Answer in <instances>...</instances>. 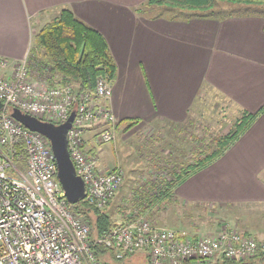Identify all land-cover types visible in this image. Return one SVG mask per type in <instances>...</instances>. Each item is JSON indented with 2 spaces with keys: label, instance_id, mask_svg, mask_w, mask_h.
<instances>
[{
  "label": "crops",
  "instance_id": "0c3cea01",
  "mask_svg": "<svg viewBox=\"0 0 264 264\" xmlns=\"http://www.w3.org/2000/svg\"><path fill=\"white\" fill-rule=\"evenodd\" d=\"M145 1L0 0V57L12 63L25 59L32 45L31 27H41L32 25L33 18L39 21L47 15L54 17L59 9L67 7L107 40L117 69L106 102L117 121L138 119L134 132L124 142L142 143L140 131L155 127L156 132L166 133L167 140L187 149L193 140L198 141L196 134L201 137L208 128L201 125L203 95H213L215 104L219 102L217 98L224 103L226 116L220 119H233L232 123H224L225 135L245 112L262 108L219 156L187 175L172 189L170 200L147 214L157 212L158 220L160 213L168 214L167 204L174 201L182 208L205 205L204 202L215 208L218 204L225 220L260 240L264 238V17L245 12L230 14L226 9L231 5L226 4L217 9L215 16L186 18L180 10H172V15L158 14L159 8L145 10ZM215 122L208 125L212 132H220L216 125L223 122ZM94 131L91 128L84 134L87 150L92 147ZM221 137L205 133V140L213 143L212 149H216ZM151 140L152 148L165 150L156 138ZM175 149L179 148L172 150ZM96 153L100 169L119 166L112 155L107 156L104 145ZM154 155L146 158V167L159 166L155 162L161 158L155 152ZM174 156L180 158L177 152ZM137 157L136 168H142L143 156L138 153ZM172 158L168 160H174L173 155ZM187 160L194 163L195 153L189 154ZM189 220H185L189 225L179 224L188 229H176L199 235L202 228Z\"/></svg>",
  "mask_w": 264,
  "mask_h": 264
},
{
  "label": "built area",
  "instance_id": "2783aa9c",
  "mask_svg": "<svg viewBox=\"0 0 264 264\" xmlns=\"http://www.w3.org/2000/svg\"><path fill=\"white\" fill-rule=\"evenodd\" d=\"M8 62L0 57V264H97L89 225L71 209L64 195L48 139L14 119L11 111L19 108L53 123L63 122L75 111L67 132L69 154L76 174L87 186L84 199L97 208L105 207L123 180L122 171L100 169L97 154L84 151L83 135L93 124L115 123L106 104L111 93L108 78L98 77L92 92L73 96L70 83L39 90L32 82L46 83L48 69L39 74L26 59L17 61L13 73L4 76ZM112 138L113 128L108 127L100 132L98 141ZM95 242L113 246L117 257L143 251L148 264H181L217 256L246 259L258 248L264 251V240L258 245L252 236L234 228L192 237L185 231L158 227L143 214L105 232Z\"/></svg>",
  "mask_w": 264,
  "mask_h": 264
},
{
  "label": "trees",
  "instance_id": "16d2710c",
  "mask_svg": "<svg viewBox=\"0 0 264 264\" xmlns=\"http://www.w3.org/2000/svg\"><path fill=\"white\" fill-rule=\"evenodd\" d=\"M221 2L234 4L236 7L233 9H239L241 5H245L243 12L264 17V0H146L142 8L169 5L173 8L180 7L186 10L183 14L186 18L206 17L215 16L217 14L216 6ZM233 9L227 11L231 14ZM175 10L177 12V9ZM29 53L33 57L29 58V61H32L29 65L33 71L36 69V72L43 74L48 69L47 74L50 78L58 73L63 77L61 84H75L78 93L92 92L98 77L106 76L112 80L116 74V63L106 38L99 30L79 19L67 7H62L57 16L34 32ZM261 110L262 108L254 113L245 112L242 117L235 121L233 129L217 141L216 149L203 153L199 158L196 157L194 163H188L179 168L174 167L173 175L168 181H162L161 185L149 183L145 193L136 199V203L133 202L137 212L128 217L126 222L134 220L139 214L147 215L163 202L170 200V193L177 184L187 175L204 167L219 156L250 125ZM123 122H127L126 128H128L135 125L138 119L125 118L117 121V124ZM108 127H113V125H109L108 122H99L87 128V130L95 129L91 138L92 147L87 150L85 145L83 146L87 154H97V148L103 144L98 141L99 134ZM112 198L107 205L110 204ZM70 207L89 225V238L93 242L91 249L97 264H108L106 257L123 261L125 259L130 260L132 256L137 255L138 251H134L117 257L116 249L113 246L95 242L100 235L121 224L116 222L104 207L97 208L85 199L70 204ZM263 256V253H258L251 259L243 260L220 257L215 264H254L257 257L262 258ZM144 257L148 264L147 257L145 255ZM205 261V259L192 258L183 261L181 264H208Z\"/></svg>",
  "mask_w": 264,
  "mask_h": 264
},
{
  "label": "rangeland",
  "instance_id": "374dc122",
  "mask_svg": "<svg viewBox=\"0 0 264 264\" xmlns=\"http://www.w3.org/2000/svg\"><path fill=\"white\" fill-rule=\"evenodd\" d=\"M226 4H228V3L221 2L219 5L216 6L217 7L216 9L220 10V7H222L223 5H226ZM229 5H231V7H229L226 10L233 9L234 7H236L234 4H231V3H229ZM244 7H245V5H241L239 9H237V8L233 9L232 14H237L238 12H243ZM156 8H159V10H160V12H158V14H164L167 12V14L172 15V13H173L172 10H175V9H177V11L180 10L181 12H184V10L180 7L173 8L169 5H156V6H151V7H144L145 10H154ZM59 11H60V9L58 10V13H59ZM58 13L56 14V16L58 15ZM175 17H180V16H175ZM52 18H53L52 15H47L46 17H40L39 21H36L33 18L32 21L34 23L32 24V22H31V24L36 25L39 28L40 25L41 26L44 25L45 23H47ZM35 29L37 30V28H35L34 26L31 27L32 33H34L36 31ZM29 58H33V57L30 53H27L25 59L27 61L28 66L30 67L29 64H31L32 61H29ZM14 64L16 65V62L15 63L8 62L7 68L5 67V71H3L4 76L9 77L13 73L14 69H13L12 65H14ZM31 80H34V79H31ZM62 81H63L62 75L57 73L52 78H50L49 80H46V83L43 81L32 82V83L39 90H43V89L49 88L50 86L51 87L56 86V85L60 86L59 84H61ZM111 81L112 80L108 79L110 86H111ZM63 85H66V84H63ZM70 85H71L70 86L71 92L73 93V96H75V93H77V90L75 89V84H70ZM110 95H111V93H110ZM203 97H204L203 109H202L203 110V114H202L203 120L201 121V125L203 128H205V127H208V128L206 129L205 132L202 131L201 137H199L196 134V139H198V141L193 140V142H192L193 145L189 143V147L186 146L187 149H184L183 145L181 143L180 144L179 143L174 144L175 142H172L169 139L167 140V137L165 135L166 133L165 132L160 133V130H159V133L156 132L155 127H154L155 129L149 127V129L147 131H146V129L143 130L142 132L140 131L139 136L142 137V140H143L142 143L141 142H134L131 140L128 142H124L123 139L130 138L132 132H134L135 127H133L134 126L133 125V126L126 128L127 122L117 124V119H116L115 115L113 114L115 117V123L112 127L113 128V138L111 139L110 142H102L103 143L102 145H104L106 150H107V156L109 154L112 155L114 163H116V162L119 163V166L111 168V169L107 168V170H113L116 168L122 169L121 171H122V175H123V180L121 181L119 188L115 192L114 197L112 198L110 204H108V205H106V207H104L106 212L116 222L123 223V224L127 223L126 219L128 217H131V215L134 212H137V208L133 204V202L135 201L134 203H136V199L145 193L146 189L148 188L147 185L149 183L161 185L162 181H164V180L168 181L172 177V175H173L172 170L174 169V167L179 168L181 166L188 164L186 162H189V160H187L189 157V154L194 152L195 157L199 158L200 155H203V153L212 149L213 143L210 144V142L208 140H205V133H207L208 135H211V137H216L218 134H219V136H225L227 126H225L224 123H226V121H229L231 119H226L225 121L223 119H220V117H222L223 115L226 116L224 114L225 110H223V106H222V105H224V103H222L219 100V98H217L219 102L217 104H215L213 102V100L215 99L213 95H208V96L203 95ZM209 97H212V98H209ZM90 98L91 99L93 98L92 94H91ZM108 99L109 98H107L106 101ZM106 104H107V102H106ZM107 106H109V105L107 104ZM210 107H212L213 109L210 110L209 109ZM109 108H110V106H109ZM215 120H217L218 122H223L219 125L218 124L216 125L217 131H220V132H212L213 131L212 128H210V126L208 125V124L214 125L216 123ZM232 122H233V119H232V121H229L228 123H232ZM223 126H224V128H223ZM88 127H90V126H88ZM222 128H223V131H222ZM86 131H87V129L85 130V132ZM85 132H84V134H85ZM83 138H84V142H83V146H84L85 145L84 135H83ZM151 138H156L159 141L158 145H160V147H162V148L164 147L165 150H161V149L155 148V147L152 148L153 141L151 140ZM167 141H170V142L165 143ZM170 144H173L174 148L178 147L179 149H175V150H179V152L172 150L174 148H171L172 145H170ZM194 145L196 148H194ZM197 147H198V149H197ZM166 151H168L167 152L168 155L165 154ZM154 152H155V154H158L161 158L158 161L156 160L155 164H157V165L159 164V166H157L155 169L151 168L150 165H149V167H146V162H148V160L146 158L147 157H150V158L154 157L155 156ZM175 152H177L180 155V158L178 160H177L176 156H174ZM138 153H141L143 156V158H141V162L144 159L143 160L144 166L142 168H140V167L136 168L137 166L135 163H136V161H138V157H137ZM172 155L174 157V160H168L169 158L173 159ZM167 156H169L168 159L166 158ZM111 161H112V159H111ZM184 161H185V163H182ZM97 164H98V162H97ZM140 165L142 166V164H140ZM109 167H112V162H109ZM175 204H176L175 201H174V203L169 202V204H167L168 214H165V213L161 214L160 213L158 215V217H159L158 220H156V213L157 212H155L151 215H146V217L151 219L153 224L157 225L158 227L160 226L162 228H171V229H176V228L188 229L184 225H189L188 223L185 222V220L190 219L189 221L195 222L196 223L195 225H197V227L202 228V232H198L199 235L214 233L212 231H215V230L218 231L222 227H229V228L238 229L233 224H231V221L229 219L225 220L223 218L221 213H224V212L221 210L222 208H218V204L215 206V208H212L211 206H209L210 203H207V202H204L205 205L200 204V206H197V207H195L194 205H191L190 207L187 206V207H183V208L179 207ZM223 209H226V208H223ZM243 209L247 210L248 208H247V206H244ZM155 210H156V208H155ZM214 220H216L217 222L215 223ZM182 223L184 225H179ZM209 227H211V228H209ZM205 230H208V231H205ZM192 237H196V236H192ZM263 240H264V238H262L260 240H256V242L259 245V243ZM258 253L264 254V251H261L258 248L253 255H250V257L248 259H251L252 257L256 256V254H258ZM144 255H145V253L143 251L139 250L137 252V255L132 256V258L130 260L125 259L123 261H120V260L112 259L110 257H106V260L108 261V264H129V263H131V264H147L145 261ZM219 258H220V256H217V257L211 258V259H207L205 261V263L215 264V262ZM254 264H264V256L262 258L257 257Z\"/></svg>",
  "mask_w": 264,
  "mask_h": 264
},
{
  "label": "water",
  "instance_id": "95a60500",
  "mask_svg": "<svg viewBox=\"0 0 264 264\" xmlns=\"http://www.w3.org/2000/svg\"><path fill=\"white\" fill-rule=\"evenodd\" d=\"M0 107L2 102L0 100ZM75 111L71 110L68 117L61 123L42 120L34 115L14 108L11 116L26 128L44 135L55 156L57 171L56 177L60 182L64 195L70 204L82 201L87 194V186L82 177L76 174L74 163L68 150L67 132L72 125Z\"/></svg>",
  "mask_w": 264,
  "mask_h": 264
},
{
  "label": "bare ground",
  "instance_id": "6f19581e",
  "mask_svg": "<svg viewBox=\"0 0 264 264\" xmlns=\"http://www.w3.org/2000/svg\"><path fill=\"white\" fill-rule=\"evenodd\" d=\"M98 162V161H97Z\"/></svg>",
  "mask_w": 264,
  "mask_h": 264
}]
</instances>
